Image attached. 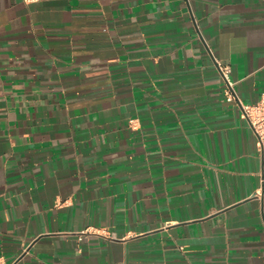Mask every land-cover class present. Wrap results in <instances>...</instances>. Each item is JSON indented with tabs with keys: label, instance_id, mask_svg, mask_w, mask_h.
<instances>
[{
	"label": "crops",
	"instance_id": "0c3cea01",
	"mask_svg": "<svg viewBox=\"0 0 264 264\" xmlns=\"http://www.w3.org/2000/svg\"><path fill=\"white\" fill-rule=\"evenodd\" d=\"M216 59L256 102L264 0H0V264H264Z\"/></svg>",
	"mask_w": 264,
	"mask_h": 264
},
{
	"label": "built area",
	"instance_id": "2783aa9c",
	"mask_svg": "<svg viewBox=\"0 0 264 264\" xmlns=\"http://www.w3.org/2000/svg\"><path fill=\"white\" fill-rule=\"evenodd\" d=\"M215 62L225 84L223 90L224 99L238 104L241 117L246 120L254 133L256 148L261 159L259 195L264 203V92L260 94L259 99L254 103L242 102L236 91L235 81L231 78L230 66L217 59ZM131 122L133 121L131 120ZM132 126L135 127L134 124Z\"/></svg>",
	"mask_w": 264,
	"mask_h": 264
}]
</instances>
